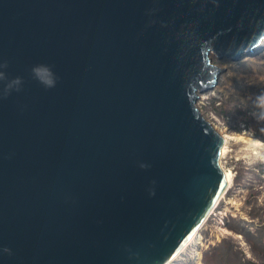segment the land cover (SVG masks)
Wrapping results in <instances>:
<instances>
[{
	"label": "water",
	"instance_id": "obj_1",
	"mask_svg": "<svg viewBox=\"0 0 264 264\" xmlns=\"http://www.w3.org/2000/svg\"><path fill=\"white\" fill-rule=\"evenodd\" d=\"M262 38L264 0H0V264L171 263L238 156L195 105L209 54Z\"/></svg>",
	"mask_w": 264,
	"mask_h": 264
},
{
	"label": "rangeland",
	"instance_id": "obj_2",
	"mask_svg": "<svg viewBox=\"0 0 264 264\" xmlns=\"http://www.w3.org/2000/svg\"><path fill=\"white\" fill-rule=\"evenodd\" d=\"M209 58L224 69L195 105L238 156L229 187L170 264H264V123L253 104L264 92V38L239 55Z\"/></svg>",
	"mask_w": 264,
	"mask_h": 264
},
{
	"label": "clouds",
	"instance_id": "obj_3",
	"mask_svg": "<svg viewBox=\"0 0 264 264\" xmlns=\"http://www.w3.org/2000/svg\"><path fill=\"white\" fill-rule=\"evenodd\" d=\"M7 67V62L0 63V68L6 69ZM31 71L34 79H36L45 88L50 89L56 86L57 77L49 66L43 64L36 65ZM0 81H6L2 90H0V95H2L4 98H6L12 90L19 91L20 85L22 83L20 77H16L9 81L4 71H0ZM253 104L254 107L259 109L258 113L256 114L257 121L264 123V92H261L255 97ZM261 155L264 157V153ZM141 167L144 168L147 167V165L141 164ZM3 251L10 253V249L7 248L3 249Z\"/></svg>",
	"mask_w": 264,
	"mask_h": 264
},
{
	"label": "bare ground",
	"instance_id": "obj_4",
	"mask_svg": "<svg viewBox=\"0 0 264 264\" xmlns=\"http://www.w3.org/2000/svg\"><path fill=\"white\" fill-rule=\"evenodd\" d=\"M223 137H224V139H226V140L229 139V138H227L226 136H223ZM223 137H222V138H223ZM253 145H254V144H253ZM250 146H251V145H250ZM231 179H232V176H231L230 180L227 182V187H229V184H230V182H231ZM227 187H226V189H227ZM223 193H224V192H223ZM223 193H222V195H223ZM222 195H221V196H222ZM215 205H216V204H215ZM214 207H215V206H214ZM214 207H213V208H214ZM211 211H212V210H211ZM195 235H196V234H195ZM195 235H194V236H195ZM194 236L192 237V239L194 238ZM192 239H191V241H192ZM169 264H170V263H169Z\"/></svg>",
	"mask_w": 264,
	"mask_h": 264
}]
</instances>
